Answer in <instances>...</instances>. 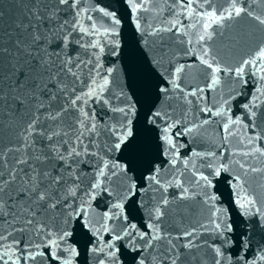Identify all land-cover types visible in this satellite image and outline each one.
Listing matches in <instances>:
<instances>
[{
    "label": "snow or ice",
    "instance_id": "snow-or-ice-1",
    "mask_svg": "<svg viewBox=\"0 0 264 264\" xmlns=\"http://www.w3.org/2000/svg\"><path fill=\"white\" fill-rule=\"evenodd\" d=\"M123 4L18 0L0 33V264H82L78 233L84 264H264L218 188L264 221V0ZM125 19L154 80L139 174Z\"/></svg>",
    "mask_w": 264,
    "mask_h": 264
},
{
    "label": "water",
    "instance_id": "water-1",
    "mask_svg": "<svg viewBox=\"0 0 264 264\" xmlns=\"http://www.w3.org/2000/svg\"><path fill=\"white\" fill-rule=\"evenodd\" d=\"M98 2L101 6L106 5L111 8L110 10L116 11L118 17L127 15V9L123 4V0H98ZM0 11L4 12L3 18H0V33H4L9 31L13 26V20L21 11V8L18 7V0H0ZM121 40L123 48L120 59L127 72L129 88L140 106V117L136 121L137 147L133 151L125 152L122 158L127 160L130 167L135 169L139 174L147 168L148 162L152 157V136L145 129L143 120L144 113L155 99L153 94L154 80L141 55L134 30L129 26L126 19L125 24L121 28ZM127 211L131 216L137 219L140 218V211L135 206L134 201L127 205ZM76 239L81 248V261L84 264L83 254L86 252L87 244L90 241L87 233H78Z\"/></svg>",
    "mask_w": 264,
    "mask_h": 264
}]
</instances>
